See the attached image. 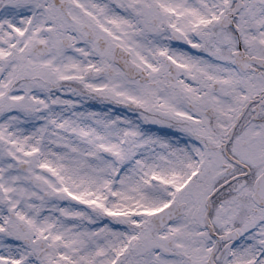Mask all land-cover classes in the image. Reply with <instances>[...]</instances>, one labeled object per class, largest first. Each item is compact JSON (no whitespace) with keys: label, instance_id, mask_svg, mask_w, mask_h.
Returning <instances> with one entry per match:
<instances>
[{"label":"snow or ice","instance_id":"6c2138e0","mask_svg":"<svg viewBox=\"0 0 264 264\" xmlns=\"http://www.w3.org/2000/svg\"><path fill=\"white\" fill-rule=\"evenodd\" d=\"M0 264H264V0H0Z\"/></svg>","mask_w":264,"mask_h":264}]
</instances>
